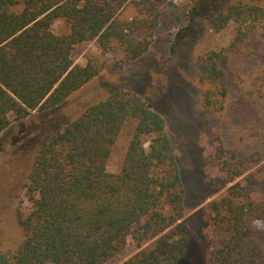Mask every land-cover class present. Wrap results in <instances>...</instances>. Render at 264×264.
<instances>
[{"label": "trees", "instance_id": "1", "mask_svg": "<svg viewBox=\"0 0 264 264\" xmlns=\"http://www.w3.org/2000/svg\"><path fill=\"white\" fill-rule=\"evenodd\" d=\"M123 2L0 0V135L33 111L62 105L99 73L90 61L75 62L78 45L117 44L128 59L149 50L168 0H143L147 17L129 22L117 18ZM222 16L244 26L241 41L256 24L264 27L260 5L230 3ZM59 18L69 32L52 29ZM203 69L211 80L222 72L214 57ZM130 121L136 125L121 168L110 172L113 147ZM27 190L32 207L18 209L24 239L15 251L0 246V264H113L130 237L141 249L122 264H184L188 256L186 190L166 119L136 91L118 88L52 132L37 150ZM257 219L264 220V186L260 199L232 187L212 200L204 235L209 264H264Z\"/></svg>", "mask_w": 264, "mask_h": 264}, {"label": "rangeland", "instance_id": "2", "mask_svg": "<svg viewBox=\"0 0 264 264\" xmlns=\"http://www.w3.org/2000/svg\"><path fill=\"white\" fill-rule=\"evenodd\" d=\"M230 3L264 7V0H168L150 48L142 56L128 59L119 45L103 50L95 40L77 46L75 62L84 65L90 61L99 73L62 105L47 112L33 111L0 135L3 250H17L24 239L18 209L27 212L32 207L27 182L41 144L87 106L125 88L143 94L166 119L185 185L192 234L183 263L209 264L204 235L210 202L232 187H241L260 199L264 186V27L256 24L241 41L237 35L244 26L235 18L225 22L222 16L228 13ZM146 17L143 0H125L117 16L126 22ZM180 28L183 33L173 50ZM52 29L67 33L70 23L59 18ZM211 57L222 71L215 80L203 69ZM135 125L130 121L123 127L108 161L110 172H119ZM239 170L241 173L235 174ZM254 226L264 247V220L257 219ZM153 243L150 240L143 247ZM140 249L130 237L113 264H122Z\"/></svg>", "mask_w": 264, "mask_h": 264}]
</instances>
